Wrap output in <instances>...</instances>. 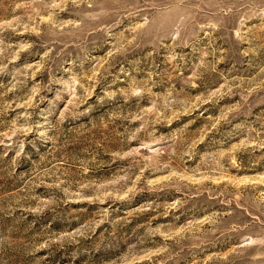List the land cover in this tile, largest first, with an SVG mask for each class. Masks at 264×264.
<instances>
[{
	"label": "rangeland",
	"instance_id": "1",
	"mask_svg": "<svg viewBox=\"0 0 264 264\" xmlns=\"http://www.w3.org/2000/svg\"><path fill=\"white\" fill-rule=\"evenodd\" d=\"M0 264H264V0H0Z\"/></svg>",
	"mask_w": 264,
	"mask_h": 264
}]
</instances>
